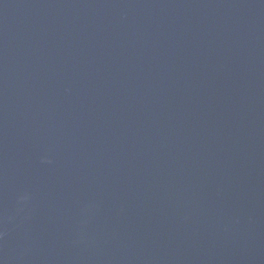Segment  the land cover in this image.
Masks as SVG:
<instances>
[{
    "label": "water",
    "instance_id": "obj_1",
    "mask_svg": "<svg viewBox=\"0 0 264 264\" xmlns=\"http://www.w3.org/2000/svg\"><path fill=\"white\" fill-rule=\"evenodd\" d=\"M0 264H264V0H0Z\"/></svg>",
    "mask_w": 264,
    "mask_h": 264
}]
</instances>
